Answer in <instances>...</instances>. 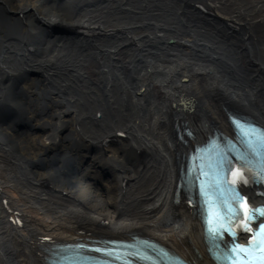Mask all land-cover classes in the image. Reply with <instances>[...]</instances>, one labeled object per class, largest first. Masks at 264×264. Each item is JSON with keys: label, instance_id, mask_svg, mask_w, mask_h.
Here are the masks:
<instances>
[{"label": "bare ground", "instance_id": "1", "mask_svg": "<svg viewBox=\"0 0 264 264\" xmlns=\"http://www.w3.org/2000/svg\"><path fill=\"white\" fill-rule=\"evenodd\" d=\"M29 14L93 35H47ZM10 89L0 264H43L39 244L77 231L144 234L210 264L180 158L211 127L229 131L228 110L264 125V0H0L2 100Z\"/></svg>", "mask_w": 264, "mask_h": 264}, {"label": "flooded vegetation", "instance_id": "2", "mask_svg": "<svg viewBox=\"0 0 264 264\" xmlns=\"http://www.w3.org/2000/svg\"><path fill=\"white\" fill-rule=\"evenodd\" d=\"M7 12H8V11H7ZM7 12H5V13H7ZM18 12H19V11H17L16 14H17L18 17H19V13H18ZM29 16H30V17H29ZM36 17H37V18H36ZM40 18H42V21L47 20V18H43V17H41V16H40V17H39V16L32 17V14L27 15V18H26V19L29 21V22H28V26L32 25V28L35 29V27H36V26H35V25H36L35 21L37 22V19H38V21H39ZM25 24H27V21H25ZM21 33H22V32L18 33V34H20V35L22 36L21 38H20V36H19V39H20L19 42L23 40L24 35H25L24 33H23V34H21ZM42 37H44V36L42 35ZM51 38H52V37H51ZM45 39H46V38L44 37V39H41V40H45ZM13 40H14V39H13ZM19 42H18V43H15V45L17 46V48H18L19 50L17 49L16 51H15V50L12 51V52L15 53V54H16L17 52L20 51Z\"/></svg>", "mask_w": 264, "mask_h": 264}, {"label": "snow or ice", "instance_id": "3", "mask_svg": "<svg viewBox=\"0 0 264 264\" xmlns=\"http://www.w3.org/2000/svg\"><path fill=\"white\" fill-rule=\"evenodd\" d=\"M257 211H260L259 209H257ZM260 228L262 229V230H264V224H261L260 225ZM239 247V246H238Z\"/></svg>", "mask_w": 264, "mask_h": 264}, {"label": "rangeland", "instance_id": "4", "mask_svg": "<svg viewBox=\"0 0 264 264\" xmlns=\"http://www.w3.org/2000/svg\"><path fill=\"white\" fill-rule=\"evenodd\" d=\"M36 162H37V161H36ZM41 164H42V163H38V162H37V166L39 167V169L41 168ZM105 181H106V180H105ZM98 187H99V186H98Z\"/></svg>", "mask_w": 264, "mask_h": 264}]
</instances>
